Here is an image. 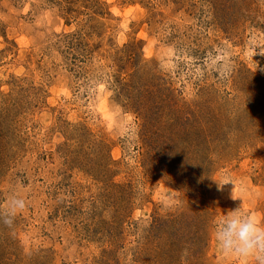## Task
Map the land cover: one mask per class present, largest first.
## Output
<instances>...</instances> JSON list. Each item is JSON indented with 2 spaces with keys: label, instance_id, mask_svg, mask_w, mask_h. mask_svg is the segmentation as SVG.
<instances>
[{
  "label": "rangeland",
  "instance_id": "1",
  "mask_svg": "<svg viewBox=\"0 0 264 264\" xmlns=\"http://www.w3.org/2000/svg\"><path fill=\"white\" fill-rule=\"evenodd\" d=\"M13 195L0 264H251L213 231L264 224V0H0Z\"/></svg>",
  "mask_w": 264,
  "mask_h": 264
},
{
  "label": "clouds",
  "instance_id": "2",
  "mask_svg": "<svg viewBox=\"0 0 264 264\" xmlns=\"http://www.w3.org/2000/svg\"><path fill=\"white\" fill-rule=\"evenodd\" d=\"M216 183L218 187L233 184L229 178ZM232 198L236 199L234 192ZM24 206L23 198L13 195L7 208L0 210V220L10 227L15 213L22 211ZM213 236L222 254L251 261V264H264V224L257 222L251 215L242 213L239 208L229 211L216 222Z\"/></svg>",
  "mask_w": 264,
  "mask_h": 264
}]
</instances>
